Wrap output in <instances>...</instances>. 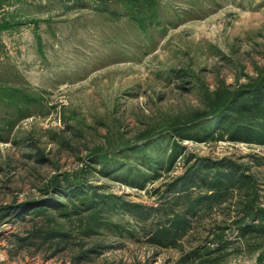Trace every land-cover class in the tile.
I'll list each match as a JSON object with an SVG mask.
<instances>
[{"label": "rangeland", "instance_id": "374dc122", "mask_svg": "<svg viewBox=\"0 0 264 264\" xmlns=\"http://www.w3.org/2000/svg\"><path fill=\"white\" fill-rule=\"evenodd\" d=\"M263 72L264 0H0V264H174L149 237L181 211L167 185L191 154L246 168L263 203L264 145L190 125ZM238 201L198 212L181 246L219 233L220 264H264Z\"/></svg>", "mask_w": 264, "mask_h": 264}, {"label": "trees", "instance_id": "16d2710c", "mask_svg": "<svg viewBox=\"0 0 264 264\" xmlns=\"http://www.w3.org/2000/svg\"><path fill=\"white\" fill-rule=\"evenodd\" d=\"M199 123L200 133L213 141L258 140L264 145V72L235 90L214 91L207 97L205 108L195 113L190 120V125ZM178 129L176 124L170 128L173 131ZM171 158L173 153L168 155V159L172 160ZM184 161V172L167 185L170 192L177 193L179 200H176L182 204V209L173 213L166 223L157 225L150 233L149 242L160 247L181 248L174 264H220V260L225 257L224 250L227 244H230L227 237L213 233V240L207 244H199L189 251L181 246L180 241L192 229L193 218L198 212L212 209L235 192L239 197L241 214L235 221L238 238L244 241L248 238L257 242L264 241V202L259 201L260 187L253 176L247 173L246 168L243 169L226 159L213 163L207 158L193 154L185 156ZM69 190L71 194L80 192L88 197L83 187ZM52 191L60 193L59 185H55ZM31 206L35 214L45 212L48 208L64 207L54 197L43 202H33ZM109 207L111 209L110 205ZM20 211L21 209L17 210L18 214H21ZM142 214H137L139 219H142ZM263 246L264 242L255 245L256 249ZM260 257L261 255L258 259Z\"/></svg>", "mask_w": 264, "mask_h": 264}]
</instances>
